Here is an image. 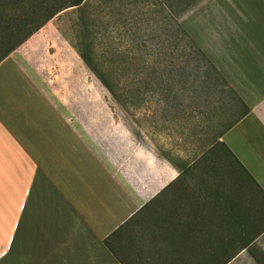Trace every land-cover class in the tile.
I'll return each instance as SVG.
<instances>
[{
    "label": "crops",
    "instance_id": "obj_1",
    "mask_svg": "<svg viewBox=\"0 0 264 264\" xmlns=\"http://www.w3.org/2000/svg\"><path fill=\"white\" fill-rule=\"evenodd\" d=\"M144 2L212 66L188 110L264 199V0ZM35 35L0 62V264H264V225L230 252L228 202L171 185L182 172L144 125L70 107Z\"/></svg>",
    "mask_w": 264,
    "mask_h": 264
},
{
    "label": "rangeland",
    "instance_id": "obj_2",
    "mask_svg": "<svg viewBox=\"0 0 264 264\" xmlns=\"http://www.w3.org/2000/svg\"><path fill=\"white\" fill-rule=\"evenodd\" d=\"M151 10L144 0H84L57 14L29 42H35L37 66L52 86L67 85L70 107H80L83 97L97 122L144 125L182 172L171 185L196 188L203 193L196 195L199 202H228V249L234 252L244 231L264 225V199L225 148L210 145L188 110V96L199 91L198 77L206 72L203 58L169 17ZM85 62L110 70L116 97ZM60 76H68L61 87ZM252 221L260 224L252 227Z\"/></svg>",
    "mask_w": 264,
    "mask_h": 264
},
{
    "label": "trees",
    "instance_id": "obj_3",
    "mask_svg": "<svg viewBox=\"0 0 264 264\" xmlns=\"http://www.w3.org/2000/svg\"><path fill=\"white\" fill-rule=\"evenodd\" d=\"M83 4L84 0H0V62L44 27L57 14L68 8H79ZM190 43L205 62L206 72L202 70L200 75H206L207 68L211 70L213 68L203 53L192 42ZM85 64L99 79L105 89L116 97L109 80L110 70L107 67H103L104 64H101L98 68L93 62H85ZM228 153L249 180L252 181L231 152Z\"/></svg>",
    "mask_w": 264,
    "mask_h": 264
}]
</instances>
